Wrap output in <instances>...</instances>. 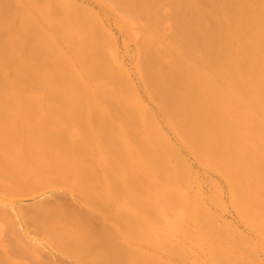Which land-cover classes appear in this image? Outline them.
I'll return each mask as SVG.
<instances>
[{
    "label": "rangeland",
    "instance_id": "obj_1",
    "mask_svg": "<svg viewBox=\"0 0 264 264\" xmlns=\"http://www.w3.org/2000/svg\"><path fill=\"white\" fill-rule=\"evenodd\" d=\"M58 1L0 0V238L27 250L15 264H264V0ZM61 231L82 244H54ZM129 246L110 263L59 251Z\"/></svg>",
    "mask_w": 264,
    "mask_h": 264
},
{
    "label": "bare ground",
    "instance_id": "obj_2",
    "mask_svg": "<svg viewBox=\"0 0 264 264\" xmlns=\"http://www.w3.org/2000/svg\"><path fill=\"white\" fill-rule=\"evenodd\" d=\"M61 5V7L64 10H74V11H82V7L78 6L75 3L70 2L69 0H59L58 1ZM88 14V13H85ZM42 31L44 33H48V37L53 40V42L57 45H55V47L57 49H59V51H62V55L65 57V59H69L71 60L70 65L71 66H76V65H81V62L78 59V53H76V50H74V48L71 50V47L68 46L66 44V42L64 40H62L61 38L58 37V35L60 34V31L58 30V28L56 29L54 26H43ZM80 49V48H78ZM82 51V49H81ZM90 55L87 56V58L91 59L92 58V53H89ZM69 55V57H68ZM76 60V64H74L72 62V60ZM86 61V60H85ZM87 62V61H86ZM121 66V65H120ZM96 69V68H95ZM124 72V71H123ZM57 76H59L60 74H56ZM79 76H80V80L83 84V86L85 88H88V90H90V92L92 93V96L94 98L95 101L101 102L103 101L102 97L104 95L103 91H100V88L97 87L94 79L95 77L93 76V80L91 79V77L88 74H83L80 73L79 71ZM142 79L147 78V74H143L141 75ZM124 88H126V90H128L130 97L133 98V100L138 104L139 108L142 110V112H144L145 114H147V116H150V111L148 110L147 106L143 104V101L140 97V95L138 94V91L136 89V87L134 86V84L131 82L130 80V76L128 74H126L125 76V81L123 84ZM8 156H4V164L6 166L9 165H17L16 162H21V159L19 157V155H15V157H12V155L7 154ZM9 163V164H7ZM120 167H124V168H129L126 166H120ZM1 172V169H0ZM113 178H116V175L113 174L112 175ZM53 180V179H52ZM51 180H49L46 176V178L44 177V179H38V180H34L31 181L27 180V182L25 184H21V185H12L9 188H7V190H9L10 192H17V193H29L32 190H39L42 187H45L46 185H50ZM93 192H98V188L95 187L93 189ZM121 192H124L125 194L128 193L125 189H121ZM1 218V217H0ZM49 230V229H48ZM229 230V231H228ZM226 231L234 234L235 238L240 241L242 240L240 235H238L234 230L228 229ZM50 237L54 238V241H52L54 244L59 245V246H76L79 244H82L81 241L83 239V236L81 235H75L73 234V236H69L66 235L65 232L61 231V233H59L58 235H51ZM18 240L17 238H11V239H6V241L4 242L2 240V238H0V264H15L14 262V257H16V255H27V250L23 249V252L21 250H18ZM106 243V242H105ZM104 242L100 241L98 242V244H105ZM121 244V242H120ZM25 245V244H24ZM21 247L23 248V244H21ZM59 251H65L66 254L74 259H78V260H82V259H87V260H93V262L95 263H110L111 259L115 258L116 260L121 261L122 258H124L126 255L127 256H132V257H136L138 254V248H133V247H126V248H122L121 250L118 251V253L114 254L111 250L109 249H99V250H80L77 248H67L65 250H59ZM25 254V255H24ZM237 254H239V251H237ZM92 255V256H90ZM91 257V258H90ZM150 259L152 263H160L159 258L157 257V255H152L150 256ZM36 261L37 263H32V264H51V263H40V260L38 259V257H36ZM172 261H174L172 254L170 255V262L172 263ZM249 262L250 263H258V260L256 257H254L252 255V253H249Z\"/></svg>",
    "mask_w": 264,
    "mask_h": 264
}]
</instances>
